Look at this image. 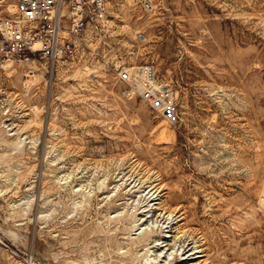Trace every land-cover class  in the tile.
Wrapping results in <instances>:
<instances>
[{"label": "rangeland", "instance_id": "obj_1", "mask_svg": "<svg viewBox=\"0 0 264 264\" xmlns=\"http://www.w3.org/2000/svg\"><path fill=\"white\" fill-rule=\"evenodd\" d=\"M104 4L73 60L0 64V264H264V0Z\"/></svg>", "mask_w": 264, "mask_h": 264}, {"label": "built area", "instance_id": "obj_2", "mask_svg": "<svg viewBox=\"0 0 264 264\" xmlns=\"http://www.w3.org/2000/svg\"><path fill=\"white\" fill-rule=\"evenodd\" d=\"M143 8L150 6L144 3ZM105 14L104 0H17L15 17L0 20V64L37 61L53 66L71 61L93 21H102ZM118 75L126 94L138 97L169 124L177 122L173 92L157 79L151 65L124 67ZM261 202L264 205V199Z\"/></svg>", "mask_w": 264, "mask_h": 264}, {"label": "bare ground", "instance_id": "obj_3", "mask_svg": "<svg viewBox=\"0 0 264 264\" xmlns=\"http://www.w3.org/2000/svg\"><path fill=\"white\" fill-rule=\"evenodd\" d=\"M261 199H264V198H261ZM262 203V202H261ZM263 206V205H262Z\"/></svg>", "mask_w": 264, "mask_h": 264}]
</instances>
